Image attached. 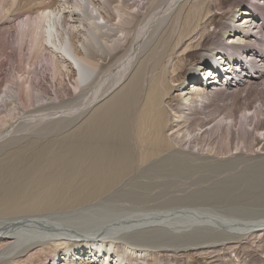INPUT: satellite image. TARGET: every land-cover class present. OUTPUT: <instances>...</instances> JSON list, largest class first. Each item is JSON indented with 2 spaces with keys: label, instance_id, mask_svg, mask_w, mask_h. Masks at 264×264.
<instances>
[{
  "label": "bare ground",
  "instance_id": "6f19581e",
  "mask_svg": "<svg viewBox=\"0 0 264 264\" xmlns=\"http://www.w3.org/2000/svg\"><path fill=\"white\" fill-rule=\"evenodd\" d=\"M189 1L56 0L40 7L23 4L10 11L18 0H0V28L11 30L7 33L3 29L0 36V62L5 59L14 64L4 86L0 83V264H77L73 262L78 257H82L83 264H184L179 258L187 254L206 259V255L224 249H231L238 259V250L247 247L253 249L246 251L251 253L252 264H264V153L219 159L217 155L210 158L182 148L178 150L190 158L206 159V166L217 165L225 170L235 171L238 167L234 163L240 159L244 165L253 162L247 168L242 165L229 176L224 173L225 177L215 180L208 188H194L197 194L205 193L206 206L211 208L145 212L137 207L126 212L119 207L116 210L113 207L116 205L108 203L112 200L104 198L114 189L113 193L127 197L132 184L143 190L153 185L156 175L171 174L166 172L167 167L171 172L169 165L174 162L181 165L176 162L179 157L171 147L183 136L189 140L197 137L198 132L206 133L207 122L200 116L222 93L228 94L231 102L226 115L215 125L225 130L220 137L221 147L229 149L233 130L239 132L251 120L257 119L254 127L257 132L264 125L259 123L264 104L254 107L253 112L245 106L239 116L236 114L241 93L245 92L242 100H246V94L255 84L256 90L264 91V14L254 11L258 3L247 0L240 11L244 14L240 18L241 27L235 30L239 42L223 41V44L216 40L210 42L214 48L205 53L195 51L197 56L202 54V59L181 79L182 59L174 57L171 64L169 60L173 54L187 49L203 50L198 41L206 33V17L210 13L202 0L187 7ZM261 8L264 10V4ZM69 11V15L77 13L78 25L69 23V16L65 15ZM231 21L221 25L225 33L234 30ZM78 27L84 39L81 51L72 47L74 34L80 32ZM246 27L253 30L252 34L247 35ZM257 51L262 54L258 56ZM92 52L106 55L108 62L104 69L98 71L99 64L91 59ZM221 55L226 57L225 64ZM250 58H256V62H250ZM61 59L74 74L72 94L60 89L55 97H47L46 87L36 82L38 75L31 77V73L37 71L38 65L45 69V63L52 79L64 88L67 65ZM197 74L199 78L195 77ZM186 77L194 80L192 91L179 94L175 103L168 101L169 92L176 85L182 86ZM86 88L89 90L84 92ZM76 105L77 118H84L86 126L80 125L69 138L56 135L45 138L39 141L41 146L37 142L40 148L35 150L32 137L28 141L30 136L19 134L33 130L30 126L33 118L42 117L36 124L50 123L51 116L42 112L60 116ZM64 120L67 118L53 121L60 124ZM46 126L42 125L38 132L34 126V130L41 133ZM261 136L264 139V131ZM21 141L26 144L19 145ZM131 141L138 147L136 152ZM56 143L66 148L57 147L60 151H56ZM30 145L34 152L29 150ZM169 149L172 151L168 155L153 160ZM171 158L172 162L165 163ZM134 164H144L141 173L148 176L150 183L130 181L129 187L126 185L124 188H128L121 190V182L132 175ZM182 165V168L172 166V176L176 177L175 173L185 168L187 171L183 172H189ZM138 191L136 195L140 194L141 198L146 193V190L143 194ZM197 194L190 196L189 192V197L186 194L172 201H205ZM241 200L245 201L242 205L230 202ZM226 257L227 263L220 259L221 262H213L234 263L230 254ZM246 264H251L249 259Z\"/></svg>",
  "mask_w": 264,
  "mask_h": 264
},
{
  "label": "rangeland",
  "instance_id": "374dc122",
  "mask_svg": "<svg viewBox=\"0 0 264 264\" xmlns=\"http://www.w3.org/2000/svg\"><path fill=\"white\" fill-rule=\"evenodd\" d=\"M54 1H56V0H31L29 2H26V0H23V2H22V0H18L17 4L10 11L17 10V8L19 9V7H22L24 5L25 6H32V7H38V6L40 7V6H42V5L46 4V3H55ZM194 1H196V0H190L189 2L186 3V6L187 7L190 6L192 4V2H194ZM202 1L204 3V6H205L204 8H206V10L208 9L209 12H210L209 15H207V17H206V20H207L206 21V25L208 26V27L206 26V33L198 41V44H201V45H199V47L202 48L203 50H190V49H187L188 51L185 50L181 54L180 53L173 54L174 56L172 55V57L170 59L171 62L169 60V64H171V63H173L175 61L174 57L176 58V60L179 59V58L182 59V63L180 64L181 66H180V69H179L181 71V74H182L181 79H183L184 76L186 75V71H188L189 69H191L194 66L195 63L198 64L200 62V60L202 59V56L201 55L203 53H205V51L207 49L214 48V46L210 45V42H214L216 40H221L223 44H224V42H227L229 44H234V43L239 42L237 40L238 39L237 36H235L236 35L235 34V30H238L239 29L238 27H241L240 22L242 20H240V18L243 17L244 14H241L240 11H243L244 10V8L246 6L245 4H246V1L247 0H202ZM263 1L264 0H254L255 4L258 3V8H254V11H256V13L264 14V10L261 8V6L264 4ZM34 3H35V5H34ZM17 6H19V7H17ZM101 11H102V13L104 12L103 10H101ZM69 13L71 14V11L65 12V15L66 16L67 15L69 16L68 17L70 19L69 20L70 21L69 23L70 24L78 25L79 24V21L77 20V18H78V15H76L77 13L75 15H69ZM233 13H234V15H233ZM213 14H215V15H213ZM230 15H233V16L230 17ZM209 16H210V18L207 19ZM231 19H232V21H231L232 24H230V25H232V28H234V30L232 29V30H230V31H228V32L225 33L224 32V29H223V27L221 25L222 24H225V23L226 24L229 23ZM14 22H15L14 24H16V20ZM13 26L14 25L12 23V27ZM246 28L248 29L247 35L248 34H252L251 31H253V30H251L248 27H246ZM3 29L6 30V28H3ZM3 29L0 28V36L3 33ZM78 29L80 30V32H78V34L77 33L74 34V37L72 38L73 39L72 40V47H73V49H75L77 51H81L82 50V44H83L84 39L82 37L83 32H81L82 31L81 30V27H78ZM8 30H10V29L8 28ZM8 30H6L7 33H8ZM221 41H220V43H221ZM203 42H205L206 44L204 45ZM262 46H264V45L262 44ZM195 47L194 48H191V49H195ZM250 48L253 49V50H255L254 46H250ZM7 50L9 51L10 49H7ZM195 51L196 52L197 51H201L202 54H200V56H197V54H196ZM218 53L222 54L219 50H218ZM244 54L248 55L247 53H244ZM260 54H262V52H258V56ZM218 56H219V54L216 57H218ZM221 56H222V62H224V64H225V60H226L225 58L226 57L224 55H221ZM250 56H252V55H250ZM245 57H247V56H244V59H245ZM91 59L93 61H97L98 62V64H99L98 65V67H99L98 71H100L101 68L104 69V67L107 66L108 59L106 58V55L105 54L99 55L98 52H92L91 53ZM255 59L256 58H252V59L250 58V62H256ZM61 60H63V59H61ZM10 62L8 60L5 61V59H4V61L0 62V83H3V86H4V79H6V76H7L8 72H10V70H12V67H14L13 62H12V64H10ZM62 64L64 66L67 65V63L64 60H63ZM44 65H45V69L44 68H41V66L38 65L37 66V68H38L37 71L36 72H32L31 73V77L38 75V78L36 79V82H38V84L39 83H42L43 86L46 87V92H48L47 93V97L48 96L55 97L56 90H60V89L61 90H65V92H68V95L72 94L70 92H72L71 84L74 83L73 82V80H74V74H73V71L70 68V66L67 65L66 68H64L65 73H66L65 76H64V79H65L64 85H63L64 88H61L60 87L61 85H59L58 81L52 79V76H51V74L49 73V70H48V66L45 63H44ZM247 66L249 67V64ZM206 67L207 66L205 64L204 65V68H206ZM183 74H184V76H183ZM195 77L196 78H199L200 75L197 74V75H195ZM192 82H193V84H192ZM188 84H190V85L187 86ZM259 84H260V82H259ZM193 85H194V80L187 79V77H186L185 80H184V82H183V84H182V86L177 87V85H176L169 92V94H168V101H171L172 103L177 102L176 101V98L179 96V94L181 95V94H184L185 92L190 93L192 91V89H193L192 88ZM256 85L257 84L252 85L250 87V89H249V92H250L249 95L252 96V98L249 99L250 96L248 94H246L248 96L247 99L246 100H244V99L242 100V97L245 96V92L240 94V96H239L240 98H238L237 99V102H236L237 105H238L237 112H236L237 116H239L241 114V111H243V108L245 106H247L248 108L251 109L250 112H253L254 107H256L259 104H264V91L263 92H259V90H256ZM88 90L89 89L86 88V90L84 89V92H86ZM252 93H254V96H253ZM1 95L2 94L0 93V96ZM74 95L77 96V94H74ZM227 95L228 94H223L222 93V95H220V96L218 95L219 97H215L214 100H213L214 102L213 101L210 102V104H212V105L209 106L210 105L209 104L206 107V109L204 110L203 114H201V116H200V114L198 115L201 118L205 119L206 122H207L206 127H205L206 128V133H204L202 135L201 134L199 135V132L197 131L198 132V136L197 137H191L189 140L187 139V136H183V138L181 140H178L179 143H174L173 144V147L174 148L171 147L173 149V152H176L177 156L179 157V160H177L176 162H180L181 165L183 164L184 166H186L189 172H183V170L184 171H187V170H185L186 169L185 168L183 170L181 169L182 170L181 173L183 172L182 174L181 173H175L176 177L174 176V174L172 176V173H173L172 171H173V168L174 167L177 168L179 166V168H182L181 165H179V163H178V166L174 165L175 162L173 160L174 163L171 164V165H169L170 168H171L170 169L171 172L168 170L169 167L166 166L167 167V169H166L167 171L166 172H169L171 174L164 173L163 174L164 176L161 175L160 177H159V175H156V176H158L157 178H159V179L157 181V178L155 180V178L153 177L154 181H153V185H150L151 187H149V185H147L146 186L147 189L144 188L143 190H141L142 188H139L141 186L135 187V185L132 184L133 186H131L129 188V190H128V192H130L129 193L130 195L128 194L127 197L124 196V195L121 197V194L119 195L118 193H113L114 190H115L114 189V190L111 191V194H113V195H111L110 192L105 195L104 198H106V197L109 198L108 201H110V199L112 200L111 202H108V201L107 202L110 203V204H112V205H116V206H113L116 210L119 207V210L120 211L125 210L126 212H128V211L130 212L131 210L134 211V210H136L138 208L142 209L145 212H155L157 210L158 211H165V210H168V209H180V208H185V209L187 208V209L192 210V209H194L196 207H199V208L201 207V208H205V209L206 208H211V206H209V205L206 206V197H204V196H206L205 193H201L202 195H200L199 194L200 192H198V194H199L198 195L197 194V191L200 190L201 187H207L208 188L209 186H211V184L215 180H218V179L220 180V178L222 179L223 177H225L226 174H228L226 176H229V174H233L235 171H238L237 170L238 168L239 169L242 168V165L243 166H246V168H247V166H249L253 162L251 161V162L245 163V165H244V164H242L244 161L241 162V159H240V160H238V162L234 163V165L238 167V168L235 169V171L233 169L225 170L224 167L221 168V167H219L217 165L206 166V164H205L206 159L190 158L191 156L189 157V155L184 154V152L183 153L182 152H178V150H181V148H182L185 151L187 150V151H189L190 153H193V154L209 155L210 158H213V157H215V155H217L216 157H218L219 159L222 158V157L228 158V157L235 156V155H239V154H249L250 155V154H256V153H259V154L264 153V139L261 136V132L264 131V125H262V127L260 128V130L257 132L254 129V127L256 128L255 124H257V122H256L257 119L256 118L253 119V120H251V124L250 125L244 124L239 129V132H236L235 129L233 130V132L229 136L230 138H232L231 139V146H229V149L228 148L221 147L220 142H221L222 135L225 133V130L223 128L217 129L215 127V125L217 124V122L220 119H223L224 115H226V113L228 112L227 105L230 104L231 99H229V97H227ZM262 98H263V100H262ZM243 102H244V105H243ZM239 103L242 104V105L240 106ZM248 103L249 104L251 103L252 106H251V104L249 105ZM72 107L68 108L67 110H64V112H66V114H64V112H63V114H61L60 116H59V114H56V113L50 114V112H46V111L45 112H42V114H49V116H51V118H48V120H50V123L51 124L48 121H46L47 123L43 121L45 123V125H44V123L43 124H36L34 122H36L37 120H39L40 118H42V117H40L38 119V117H36V119L33 118L34 121H30L31 124L33 123L32 125H30V126L33 127V130H30L29 129L26 132L23 131L24 133L20 131L21 133L19 132V134H22V135L24 134L25 135V138H27V137L30 136L27 139L28 141L29 140L31 141V137H32V142H34V144L36 145V146L34 145L35 150H38V147L41 144V142H39V141H43L45 138H51L54 135H56L59 138L60 137H63V136L65 138H69L67 136H70L71 134H74L76 128L77 129H80L81 126L82 127L86 126L85 123H84L85 121L83 120L84 118H82L81 120L77 118V112H78L77 105L76 106H72ZM56 110L57 111H62L60 109H54L53 111L56 112ZM263 110H264V106H263ZM60 117H63V119L67 118V121L64 120L63 123H60V124L55 123L53 121V120H56L57 118H60ZM75 118H77V119H75ZM46 120H47V117H46ZM260 122H261V124H264V114L259 116V123ZM75 123H76V125H75ZM82 123H84V124H82ZM46 124L48 126H46ZM42 125L43 126H46V127L42 131H40L41 133L44 132L41 135V133H36V132H38V129ZM57 125L60 126V127L58 126L59 129L58 128H55V127H57ZM34 126L36 128V132L34 130L35 129ZM63 126L65 127L64 129H63ZM205 128H203V129H205ZM60 131H63V132L61 133ZM30 132H32V133H30ZM34 133L37 134V135H35ZM165 133H167V132H165ZM26 135H27V137H26ZM192 135H193V133L191 134V136ZM100 136H101V134H100ZM40 138H41V140H40ZM256 138H257L258 141H255ZM33 139H35V141ZM241 140L244 141L246 144H242L240 142ZM28 141H26L27 144H28ZM71 141H72V139L70 140V143H71ZM26 142L24 143V142L21 141V143H19V145H22V144L25 145ZM37 142H38L39 145H37ZM131 142L133 143L132 149L136 152L138 147H137V145L133 141H131ZM42 143H44V142H42ZM57 144L59 145L60 143H56L54 145V149H56V151L63 150L64 147L66 148V146L64 144L61 145L62 147L61 146L58 147ZM31 146L33 148V145H30L28 147V148H30L29 150L30 151L33 150L32 152H34V149H32ZM57 147L59 149L60 148L61 149L60 150L59 149L57 150ZM208 150L210 152H208ZM30 151H28V152H30ZM170 151H172V150L169 149L168 152H167V150L161 152L160 154H158V156H155V159H153V160L157 161L158 159L159 160L162 159V155L164 154L163 156H166V155H168V153ZM135 154H137V153H135ZM173 158H175V157H173ZM173 158L166 160L165 163H168L169 164L170 162H172V159ZM187 159H188V161H187ZM195 164H196V166H195ZM246 164H248V165H246ZM142 166L144 168V164L143 165H140V166L134 164V166H132V169H133L132 175L130 174L129 176L125 177L124 180L121 182V184H122V185L120 184L121 187H122L121 190H125V188H128L129 187V184H130V181L133 182V183H139L138 181H142L143 180L142 182L150 183V180H149L148 176L144 172L141 173V171L143 169ZM172 166H174V167L172 168ZM209 167H210V169H209ZM191 169H193V170H191ZM163 171H165V170H163ZM210 172L212 174L211 176H210ZM140 173L142 174V176H145V177H142V176L137 177L136 176V175H141ZM224 173H225V175H224ZM247 173H251V172H247ZM189 174H190V176H189ZM239 174H242V173H239ZM239 174L237 173V175H239ZM242 175H245V174H242ZM185 176H186V178H185ZM192 176H194V178ZM202 176H203V178H201ZM230 176H234L235 177V175H230ZM229 178H231V177H229ZM190 179H192V180H190ZM184 181H186L185 182L186 184L184 183ZM151 182H152V180H151ZM154 182L155 183H158V184H155ZM199 182H200V184H198ZM205 183H207V184H205ZM126 185H128V187H125L124 188V186H126ZM152 186H154V187H152ZM117 187L120 188L119 185ZM197 187H199L198 190H195V189H197ZM133 188H135V189H133ZM186 188H189V189L187 190ZM138 190H140V193L141 194H143L145 190H146L145 191L146 193H147V191H149V192L147 194L144 193L143 195H141L142 196V198H141V197H139L140 194L139 195H136V193L137 194L139 193ZM191 191L193 192V194H192ZM194 191H196V193ZM160 192H161V194H160ZM189 192H190V196L195 195V194H197L200 197L203 196V199L205 201H203V199H202L203 202H201V200H200L201 203H199L198 201H193V200H189V202L186 201V200H184V201H172L174 197H181L183 195L185 196L186 194H187L186 197L187 196L189 197ZM168 193H169V195H168ZM145 194L148 197L150 195L149 199H151V200H149L148 197ZM151 194H152L153 197H151ZM117 195H118V197H117ZM147 200L148 201H151V202H148ZM141 201H143L144 203L143 202L141 203ZM185 202H187L189 204H187ZM230 202L231 203H235V205H237V204L238 205H242V204H244L245 201L241 200L240 202L239 201H237V202L230 201ZM157 203L160 204L158 206V208H157ZM128 205H130L129 206L130 208L128 207ZM140 205H142V206H140ZM133 208H135V209H133ZM138 213H141V212H138ZM242 241L243 242L244 241L247 242V240H242ZM252 250L253 249L250 248V247L244 248L243 250L241 248L240 251L238 250V252L236 250V252L238 253V256H239L238 259L234 257V253L231 251V249L230 250H225L224 249V250H222V252H215V254L214 253H211L212 255L209 254L211 256L206 255V259L205 258L203 259L202 258L203 256L202 257L201 256H198V255L192 256L190 254H187L182 259L179 258V260L182 261L184 264H208L211 261L212 262L213 261H217V262L224 261V262L227 263L229 258L226 257V254H228V255L230 254V256H231L230 259H232L234 261V263H231V264H240V263H243V262H244V264H246V262H247L248 259L250 260V262L252 264V262H253V260L251 261L252 257L249 256L251 254L250 252H252ZM246 251H250V252L247 253ZM216 253L218 254V256H217ZM219 254H220V256H219ZM208 257H210L211 260ZM218 259H220L221 261L218 260ZM75 262L77 264H81L82 263V257H78L77 260L75 259L73 263H75ZM213 264H214V262H213Z\"/></svg>",
  "mask_w": 264,
  "mask_h": 264
}]
</instances>
